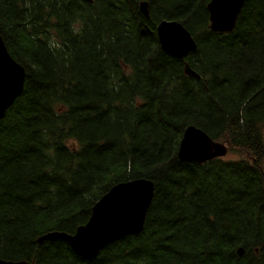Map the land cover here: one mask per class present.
Wrapping results in <instances>:
<instances>
[{
	"label": "trees",
	"instance_id": "obj_1",
	"mask_svg": "<svg viewBox=\"0 0 264 264\" xmlns=\"http://www.w3.org/2000/svg\"><path fill=\"white\" fill-rule=\"evenodd\" d=\"M0 0V35L25 69L0 120V258L29 264H264V0L232 32L209 0ZM181 22L183 60L155 26ZM199 75L184 72V63ZM195 125L234 159H178ZM154 182L143 230L85 260L63 240L115 183ZM242 248V253L237 252Z\"/></svg>",
	"mask_w": 264,
	"mask_h": 264
},
{
	"label": "water",
	"instance_id": "obj_2",
	"mask_svg": "<svg viewBox=\"0 0 264 264\" xmlns=\"http://www.w3.org/2000/svg\"><path fill=\"white\" fill-rule=\"evenodd\" d=\"M245 0H209L208 29L219 34L230 33L235 27ZM148 2H138L140 12L149 17ZM155 32L164 53L183 60L195 51L196 41L190 31L179 21L162 19L155 26ZM184 72L194 77L199 75L184 63ZM25 69L9 53L0 35V120L6 110L21 94ZM227 153L225 143L213 140L205 131L195 125H188L180 139L177 157L184 162L203 163ZM154 182L148 178H134L112 185L91 207L85 223L74 232L52 230L36 241L63 240L72 251L85 260L93 259L108 244L143 230L147 211L154 195ZM237 252L242 253L239 247ZM0 264H29L26 260L0 258Z\"/></svg>",
	"mask_w": 264,
	"mask_h": 264
},
{
	"label": "rangeland",
	"instance_id": "obj_3",
	"mask_svg": "<svg viewBox=\"0 0 264 264\" xmlns=\"http://www.w3.org/2000/svg\"><path fill=\"white\" fill-rule=\"evenodd\" d=\"M236 157H237V155L232 154V153H230V152H227L222 158H223V159H234V158H236Z\"/></svg>",
	"mask_w": 264,
	"mask_h": 264
}]
</instances>
